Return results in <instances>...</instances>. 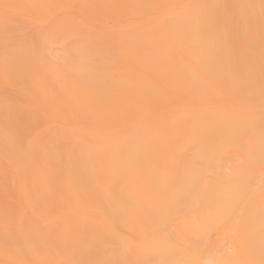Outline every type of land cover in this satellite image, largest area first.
Masks as SVG:
<instances>
[{"label":"bare ground","instance_id":"6f19581e","mask_svg":"<svg viewBox=\"0 0 264 264\" xmlns=\"http://www.w3.org/2000/svg\"><path fill=\"white\" fill-rule=\"evenodd\" d=\"M0 261L264 264V0H1Z\"/></svg>","mask_w":264,"mask_h":264},{"label":"rangeland","instance_id":"374dc122","mask_svg":"<svg viewBox=\"0 0 264 264\" xmlns=\"http://www.w3.org/2000/svg\"><path fill=\"white\" fill-rule=\"evenodd\" d=\"M27 2L31 3V1H27ZM19 3H22V0H19ZM31 5H32V7L35 8L34 10H37V11H35V13L40 15L41 14V2L35 1V2H32ZM12 19L13 20L15 19V20L19 21V22H17V21L16 22L19 23V25H20L19 29L15 30L12 33V35H11L13 38L16 39V38H22V36L30 37L29 35L32 34L33 31L37 28V27H35L33 25V22H30V21H35V20H38V19H41V18L36 16V15H33V13H25V12L22 13L21 16L17 17V12H16L15 18L12 17ZM58 48H59V50H57ZM58 48L56 47L57 52L61 53L62 52L61 47L58 46ZM65 212H66V210H65ZM220 239H222V238L220 237V235L218 233L212 234L211 237L210 236L203 237L202 241L208 243L209 246L207 244H204L202 246V248L204 247V249L206 251H208L209 248H211L214 245L218 244Z\"/></svg>","mask_w":264,"mask_h":264}]
</instances>
